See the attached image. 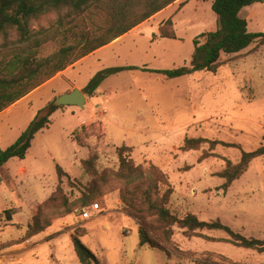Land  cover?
<instances>
[{
  "label": "rangeland",
  "instance_id": "obj_1",
  "mask_svg": "<svg viewBox=\"0 0 264 264\" xmlns=\"http://www.w3.org/2000/svg\"><path fill=\"white\" fill-rule=\"evenodd\" d=\"M240 16L249 32L264 33V2L243 7ZM50 18L38 24L46 26ZM215 28L211 0H176L127 37L103 47L67 75L57 73L47 86L41 84L2 112L0 148L5 149L30 121L48 113L57 95L75 87L83 92L103 68L140 67L106 77L91 95L84 91L83 108L56 106L25 158H11L0 167V264H81L72 235L101 264L264 263V252L237 246L221 229L185 236L175 226L170 242L158 241L164 249L140 245L138 224L120 201L122 189L131 184L112 175L119 168L117 148L129 146L135 164L153 163L168 177L172 194L167 207L173 214L219 219L247 238L264 239V155L249 161L227 188L220 175L227 161L239 162L241 150L264 145V46L256 40L238 53L223 55L214 72L168 78L142 69L189 65L192 39L202 42L201 33ZM171 31L173 38L160 36ZM60 44L59 39L50 41L41 56ZM185 137L219 143L203 142L184 151ZM92 156L95 173L82 166ZM57 165L68 176L59 178ZM58 186V206L40 208ZM82 193L99 203L96 217L83 220L75 211L83 207L78 204ZM74 203L71 212L63 213ZM47 221L44 231L29 235L32 226Z\"/></svg>",
  "mask_w": 264,
  "mask_h": 264
},
{
  "label": "trees",
  "instance_id": "obj_2",
  "mask_svg": "<svg viewBox=\"0 0 264 264\" xmlns=\"http://www.w3.org/2000/svg\"><path fill=\"white\" fill-rule=\"evenodd\" d=\"M176 0H0V112L16 103L44 82L63 71L81 58L116 40L135 26L146 21ZM264 0H211V8L216 16V28L201 33L192 39L193 51L189 65L171 69L142 68L168 78L180 77L197 71L214 72L221 65L222 56L238 53L258 40L264 46V33L249 32L247 20L240 16L243 7ZM52 16L46 26L39 21ZM162 37H174V32L161 33ZM61 40L58 49L41 56L42 47L50 41ZM60 42V41H59ZM138 66L120 65L97 71L83 89L91 95L108 76ZM83 91V92H84ZM48 113L40 119L30 121L26 129L14 143L0 148V167L11 158L24 159L31 147L35 134L48 126L49 115L56 106L50 103ZM203 142L217 144L219 141L203 137H185L182 149L196 150ZM132 148H117L119 168L112 173L118 179L131 184L122 189L120 201L123 209L138 224L140 245H150L164 249L158 241H171L174 227L180 228L185 236L197 234L198 230L221 229L228 233L232 241L244 248L264 252V239L247 238L231 230L219 219L211 222L200 220L196 214L187 213L183 217L173 214L167 207L172 188L168 177L153 163L146 167L135 164L131 157ZM264 155V145L252 151L241 150L240 160L221 172L225 179L223 187L237 179L252 159ZM93 156L84 159V170L93 168ZM57 176H68L60 166H56ZM104 182L109 178L104 175ZM165 189L161 191V187ZM62 191L57 189L42 203L41 207L54 209ZM78 204L89 205L90 199L82 193ZM63 206V204L61 205ZM76 206L67 208L69 213ZM41 211L38 209V213ZM64 215V214H62ZM50 226V222L32 226L29 235H37ZM75 252L81 264H101L95 255L76 235H72ZM264 264V263H259Z\"/></svg>",
  "mask_w": 264,
  "mask_h": 264
},
{
  "label": "water",
  "instance_id": "obj_3",
  "mask_svg": "<svg viewBox=\"0 0 264 264\" xmlns=\"http://www.w3.org/2000/svg\"><path fill=\"white\" fill-rule=\"evenodd\" d=\"M85 101L84 93L79 88L75 87L68 92L57 95L53 103L57 107L63 105H76L83 108Z\"/></svg>",
  "mask_w": 264,
  "mask_h": 264
},
{
  "label": "crops",
  "instance_id": "obj_4",
  "mask_svg": "<svg viewBox=\"0 0 264 264\" xmlns=\"http://www.w3.org/2000/svg\"><path fill=\"white\" fill-rule=\"evenodd\" d=\"M141 24H142V23H140L139 25L135 26L133 29H131V30L128 31L127 33L123 34L122 36H120V37L117 38L116 40L110 42L109 44H107V45H105V46H103V47H106V46H107L105 49H107L108 47H111L112 45H114V44L117 43L118 41H120V40H122L123 38L127 37L130 33H132L134 30H136ZM110 44H111V45H110ZM103 47H101V48L95 50L94 52H92L91 54H89V55H87V56L81 58L80 60H78L77 62H75V63L72 64L71 66L67 67L66 69H64V70L61 71V72L65 73V74L67 75V73H68L70 70H74L76 67L80 66V65H81V62H83L84 60L90 58L92 55H94V54L100 52L99 50L102 49ZM105 49H103V50H105ZM127 65H128V64H125L124 66H127ZM61 72H60V73H61ZM51 79H52V78H51ZM51 79H50V80H51ZM50 80H48L47 82H50ZM47 82H46V83H43L42 85H43V86H47ZM42 85H40V86H42ZM40 86H39V87H40ZM39 87H37V88H39ZM37 88H36V89H37ZM34 90H35V89H34ZM94 91H97V89H95ZM31 92H33V91H31ZM31 92H30V93H31ZM30 93H29V94H30ZM60 93H62V92H60ZM29 94H27L26 96H24L23 98H21V99L18 100L17 102L21 101V100L24 99V98H27V96H29ZM85 97H86V96H85ZM85 100H86V98H85ZM17 102H16V103H17ZM16 103L12 104L11 106H9L8 108H6V109L3 110V111L5 112L6 110L10 109V108H11L12 106H14ZM3 111H2V112H3ZM2 112H0V115L2 114ZM4 112H3V113H4ZM7 162H8V161H7ZM22 168H23V167H20L18 172L24 174V173L26 172L25 169H24L23 172H22V171L20 172V170H21ZM83 220H84V219H83ZM86 220H87V219H86Z\"/></svg>",
  "mask_w": 264,
  "mask_h": 264
},
{
  "label": "built area",
  "instance_id": "obj_5",
  "mask_svg": "<svg viewBox=\"0 0 264 264\" xmlns=\"http://www.w3.org/2000/svg\"><path fill=\"white\" fill-rule=\"evenodd\" d=\"M78 210L76 209L75 211L78 212L80 218L86 220L91 219L92 217L94 218V216L96 217L100 212V207L98 202H93L87 206L79 208Z\"/></svg>",
  "mask_w": 264,
  "mask_h": 264
}]
</instances>
